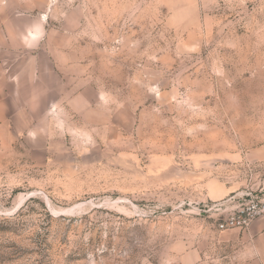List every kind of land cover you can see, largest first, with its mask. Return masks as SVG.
Returning a JSON list of instances; mask_svg holds the SVG:
<instances>
[{"label":"rangeland","instance_id":"obj_1","mask_svg":"<svg viewBox=\"0 0 264 264\" xmlns=\"http://www.w3.org/2000/svg\"><path fill=\"white\" fill-rule=\"evenodd\" d=\"M0 24L55 62L0 77V264H197L213 184L262 197L264 0H0Z\"/></svg>","mask_w":264,"mask_h":264},{"label":"crops","instance_id":"obj_2","mask_svg":"<svg viewBox=\"0 0 264 264\" xmlns=\"http://www.w3.org/2000/svg\"><path fill=\"white\" fill-rule=\"evenodd\" d=\"M43 32V28L39 27L26 28V31L16 36L14 32H6L0 24V77L12 82L13 89L23 88L17 82L29 74L37 76L35 79L42 88L45 80H40V77L53 72L45 68L49 65L53 67L55 62L51 54L46 53V47L40 46ZM32 41L37 42L39 49L37 56L31 58L29 45ZM16 42L18 46L14 47ZM23 66L26 67L22 69ZM33 66L37 67L34 72L31 71ZM12 87L0 86V96H13L6 93V88L10 92ZM263 154L264 151L260 158H263ZM229 193L230 189L225 191L214 183L210 194L212 200L221 201ZM260 193L264 197V192ZM204 237L202 248L199 249L198 244L195 245V251L191 248V254L195 252L197 255V264H264V216L256 219L246 231L238 228L219 230L217 225H208Z\"/></svg>","mask_w":264,"mask_h":264},{"label":"built area","instance_id":"obj_3","mask_svg":"<svg viewBox=\"0 0 264 264\" xmlns=\"http://www.w3.org/2000/svg\"><path fill=\"white\" fill-rule=\"evenodd\" d=\"M197 209L216 217L219 230L238 228L246 231L256 219L264 216V197L255 191H242L221 201H214L206 209Z\"/></svg>","mask_w":264,"mask_h":264}]
</instances>
